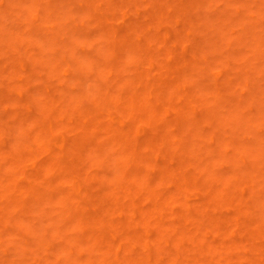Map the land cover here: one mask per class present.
Listing matches in <instances>:
<instances>
[{"label":"bare ground","instance_id":"obj_1","mask_svg":"<svg viewBox=\"0 0 264 264\" xmlns=\"http://www.w3.org/2000/svg\"><path fill=\"white\" fill-rule=\"evenodd\" d=\"M43 1L52 5L54 0H21L37 20L35 5ZM85 1L104 31L98 38L100 47L112 58L97 68L106 79L103 84L93 81V65L82 63L93 81L87 92L76 93L80 87L66 69L60 77L66 87L53 92L46 86L38 91L44 90L43 95L28 90L23 109L12 96L24 91V86L12 84L19 71L4 74L0 68V107L8 101L15 108L8 113L0 110V235L20 218L17 213L26 214L45 202L52 206L46 219L66 221L57 229L64 235L63 250L70 252L68 263L264 264L263 225L254 226L247 216V178L242 173L218 177L211 183L217 184L215 189L199 187L203 198L193 203L190 182L199 176L185 157L190 137L171 132L175 117L188 115L183 112L187 106L175 101L174 88L184 80L178 70L182 64L187 68L203 61L193 54L164 62L165 56L152 50L168 46L159 36L165 22L178 32L180 45L190 46L180 32L187 16L180 11L190 10L191 0L160 3L144 18L140 12L129 22L124 18L127 26L122 30L115 28V20L130 0ZM23 32L30 36L32 27L26 24ZM50 39L43 40L48 45ZM86 50L84 42L82 51ZM155 61L161 65L159 76L153 75ZM75 75L73 71L71 77ZM85 97L91 99L90 106ZM111 107L120 114L114 116ZM172 110L174 118L168 116ZM106 158L114 171L109 180L107 174L101 175ZM224 205L234 206L235 216L215 211ZM213 231L220 240H210ZM54 241L45 238L42 243L51 249ZM193 250L199 255H191ZM220 251L223 254L218 255ZM28 253V261L21 264H63L60 258L50 262V255L38 256L35 250Z\"/></svg>","mask_w":264,"mask_h":264},{"label":"rangeland","instance_id":"obj_2","mask_svg":"<svg viewBox=\"0 0 264 264\" xmlns=\"http://www.w3.org/2000/svg\"><path fill=\"white\" fill-rule=\"evenodd\" d=\"M180 1L148 0L140 5L138 0H130L126 10L118 12L115 28L125 29L127 22L137 17V13L140 12L144 18L160 3L178 5ZM20 2L0 0V68L4 74L14 68L19 71L12 83L24 86L23 92L12 93L20 102L19 108L25 109L24 101H27L29 92L43 95L44 90L43 93L38 91L46 86L53 92L66 87L65 82L60 80L66 69L70 71L72 83L80 87L73 86L76 93L78 90L87 92L94 80L99 84L106 81L97 68L112 58L107 57L100 47L98 38L104 31L93 18V11L87 10L85 0H54L52 5L44 1L38 3L35 5L38 6V20L26 10L24 2ZM176 9L180 10L179 7ZM180 13L187 15L180 32L190 46L185 48L180 45L178 32L175 33V29L169 27L170 23L165 22L159 36L168 46L161 50L155 47L152 51L165 56L164 62L171 57H190L193 54L203 61L202 65L195 62L187 68L182 64V69L178 70L184 80L174 88L178 93L175 101L187 106L188 109H184L180 105L183 112L188 113L186 118H176L174 110L168 113L170 118L175 117L171 132L177 136L189 135V142L192 141L184 145L185 157L191 162L190 169L199 177L190 182V200L197 203L203 198L199 189L201 186L215 189L217 184L211 186V183H217L218 177L242 173L250 190L247 216L249 214L254 221V226L261 224L264 228V0H191V9L186 12L181 10ZM124 18L128 21L123 22ZM175 20L173 18L171 23ZM26 24L32 27L30 36L23 32ZM13 30H16L14 34ZM21 33L23 37H20ZM44 38H51V43L47 45ZM84 42L86 51H82ZM85 52L89 56L86 57ZM84 63L86 67L92 64L96 71L91 82L87 76L90 71L80 67ZM158 63L154 62V76L160 75ZM73 71L78 75L71 77ZM84 100L88 106L92 104L89 97ZM1 105L2 112L15 109L8 106V101ZM110 111L114 116L120 114L115 107H111ZM146 133L143 130L141 136ZM213 134L215 138L211 139ZM211 146L217 150L214 151ZM105 160L101 175L107 174L105 179L109 180L114 171L109 166L111 161L108 163V158ZM35 206L38 208L26 214L17 213L20 218L0 235V264L28 261L31 256L28 252L32 250L38 256L48 258L50 255V262L60 258L63 264H78L67 262L69 249L63 250L64 244L60 243L64 235L58 233L57 228L66 221L45 218L52 210L50 204L44 202ZM215 211L235 216L234 206L224 205ZM57 233L60 236L55 239ZM45 238L55 240L51 249L44 247L42 240ZM220 238L217 232L210 234L212 241ZM79 254L76 251L73 257L77 258ZM190 254L198 256L199 252L193 250ZM220 254L223 252H218Z\"/></svg>","mask_w":264,"mask_h":264}]
</instances>
